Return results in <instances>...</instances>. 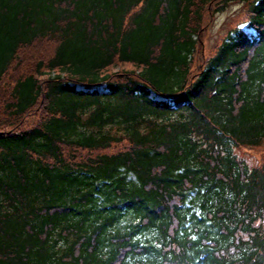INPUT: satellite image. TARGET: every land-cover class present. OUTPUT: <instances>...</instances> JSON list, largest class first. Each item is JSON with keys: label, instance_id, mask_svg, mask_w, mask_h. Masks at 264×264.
<instances>
[{"label": "trees", "instance_id": "16d2710c", "mask_svg": "<svg viewBox=\"0 0 264 264\" xmlns=\"http://www.w3.org/2000/svg\"><path fill=\"white\" fill-rule=\"evenodd\" d=\"M230 1L0 0V264H264V0L204 49Z\"/></svg>", "mask_w": 264, "mask_h": 264}, {"label": "rangeland", "instance_id": "374dc122", "mask_svg": "<svg viewBox=\"0 0 264 264\" xmlns=\"http://www.w3.org/2000/svg\"><path fill=\"white\" fill-rule=\"evenodd\" d=\"M225 8V10L217 12L214 22L209 27V33L207 35L208 38L204 44V49L210 50L213 45L216 44L230 29V26L228 25L233 20L234 22H237L235 25H237L238 28L243 30L248 35L254 36L256 34L255 30L249 26L247 22L240 21L241 18L237 14L241 13L242 11L237 0L230 1L226 4ZM115 68H120V65L116 66ZM77 89L81 90L82 88L78 86ZM102 89V87H99V90ZM151 96L154 99L158 98L156 95H154V93H151ZM234 151L238 158L244 160L250 167L258 166L264 162V144L250 149L241 148L239 150L238 148H235Z\"/></svg>", "mask_w": 264, "mask_h": 264}]
</instances>
